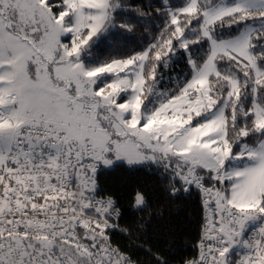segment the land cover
Listing matches in <instances>:
<instances>
[{"label": "snow or ice", "instance_id": "snow-or-ice-1", "mask_svg": "<svg viewBox=\"0 0 264 264\" xmlns=\"http://www.w3.org/2000/svg\"><path fill=\"white\" fill-rule=\"evenodd\" d=\"M0 264H264V0H0Z\"/></svg>", "mask_w": 264, "mask_h": 264}]
</instances>
